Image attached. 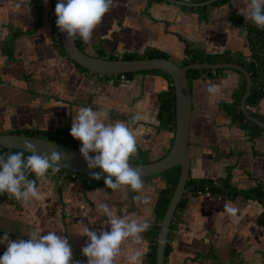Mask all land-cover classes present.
I'll return each instance as SVG.
<instances>
[{
  "label": "crops",
  "instance_id": "obj_1",
  "mask_svg": "<svg viewBox=\"0 0 264 264\" xmlns=\"http://www.w3.org/2000/svg\"><path fill=\"white\" fill-rule=\"evenodd\" d=\"M202 1V0H189ZM264 0L185 5L170 0H83L72 27L98 55L160 49L182 63L185 47L250 55L248 28ZM52 0H0V132L70 127L88 146L153 161L175 128L160 115L173 80L164 69L126 79L79 67L56 44ZM16 32L12 52L4 42ZM243 72L223 68L190 82L188 155L195 177L264 187V131L253 135L223 106ZM245 75V74H244ZM256 112L264 115V97ZM139 158H142L140 160ZM89 179L21 169L0 181V264H149L162 173L88 187ZM263 205L244 194L192 193L176 212L167 264H264Z\"/></svg>",
  "mask_w": 264,
  "mask_h": 264
},
{
  "label": "trees",
  "instance_id": "obj_2",
  "mask_svg": "<svg viewBox=\"0 0 264 264\" xmlns=\"http://www.w3.org/2000/svg\"><path fill=\"white\" fill-rule=\"evenodd\" d=\"M39 1V0H38ZM225 0H216L212 4L220 3ZM60 0H52V7L54 10L58 9ZM83 0H74L73 11L78 10L82 7ZM208 5L199 6L200 8H206ZM248 28L249 40L252 58L248 59V55H232L225 51H214L209 52L203 49L192 46L189 42L186 43L185 52L186 58L181 63V65L187 64L189 62L195 61H233L238 62L246 67L252 77V90L250 95L247 98V108L248 110L260 120H264V115L252 110V105H258L260 100L264 97V3L263 7L259 8L253 18L245 23ZM52 31L54 39L58 47L71 58L69 52L64 46L58 31L57 26V17L54 16L52 19ZM75 39L79 46L84 49L86 41L78 36L73 30ZM16 37V32H14L3 44V50L7 53H11L13 49V42ZM99 56H106L104 51L99 52ZM154 56H165L170 57V55L160 49H147L143 52L137 53H125L122 57L125 58H136V57H154ZM112 58L119 57L118 55H111ZM72 59V58H71ZM79 67L82 69L92 71L87 67L81 65L74 59H72ZM223 68H191L187 72L189 81L201 75L213 76L220 73ZM135 71H126L125 74L127 77H130ZM172 81V76L170 73H167ZM243 78L241 79L239 86L234 92V97L232 101L226 102L223 104L228 113L232 118L237 119L241 122L242 126L247 130H250L253 135L264 131V127L253 122L247 118L246 114L241 109V98L246 89V76L242 74ZM159 115L164 122L171 123L175 128V94L174 86L171 84L170 89L163 94L161 97V106ZM12 132H23L33 135L43 136L52 140L70 144L72 146L90 149L95 152L103 153L105 155L114 156L122 159H130L128 153H121L119 151L107 148L93 147L85 145L81 139L75 135L70 127H65L63 129L56 130H45L37 128L22 127ZM13 169H21L27 179H33L37 173H47L52 176H59V178L72 175L75 173L77 176H82L89 179L88 187H93L100 185L104 182H115L120 179H105L94 176L85 175L83 173L73 171L67 168H64L36 153L25 149L19 148H2L0 149V181L3 178H6L8 172ZM181 172V165H175L167 170L163 171V175L166 178V184L162 187L155 208H154V222L150 228V245L148 251L149 264L156 263V248H157V237L160 229V222L163 219L164 213L167 209L171 196L177 185L179 176ZM141 178V177H140ZM139 179V178H134ZM187 190L184 192L176 212L182 209L187 201V198L192 194H197L199 189H209L212 195L226 194L229 196H235L239 193L246 196L257 199L262 205L263 210L260 214L259 221L264 226V187L261 184L256 185L251 189H237L229 181L228 177L223 178H212V177H195L189 173L186 183ZM1 191V189H0ZM175 215L171 224V228L168 234L166 250H165V263L167 264V256L172 249V239L174 234V224H175ZM2 230L0 229V234Z\"/></svg>",
  "mask_w": 264,
  "mask_h": 264
},
{
  "label": "water",
  "instance_id": "obj_3",
  "mask_svg": "<svg viewBox=\"0 0 264 264\" xmlns=\"http://www.w3.org/2000/svg\"><path fill=\"white\" fill-rule=\"evenodd\" d=\"M185 5H203L216 0H170ZM74 0H60L57 9V26L59 36L72 59L101 74L117 75L126 71L144 69H164L171 74L175 94V131L170 150L161 158L153 161H136L105 155L90 149L80 148L52 140L43 136L23 132H0V149L19 148L36 153L64 168L85 175L105 179H132L162 173L175 165H181V172L171 196L157 237L156 263H165V250L173 217L184 192L190 173L188 145L192 117V97L187 72L191 68H235L242 71L247 80L245 92L241 98V109L247 118L264 127V120L254 116L247 108V98L252 90V77L246 67L233 61H195L181 65L171 57H136L93 55L77 43L72 27Z\"/></svg>",
  "mask_w": 264,
  "mask_h": 264
},
{
  "label": "built area",
  "instance_id": "obj_4",
  "mask_svg": "<svg viewBox=\"0 0 264 264\" xmlns=\"http://www.w3.org/2000/svg\"><path fill=\"white\" fill-rule=\"evenodd\" d=\"M263 3H264V2H263ZM53 15H54V16H57V10H55V11L53 12ZM247 58L250 59V58H252V57L249 55ZM120 76H121V78H123V79H126V78H127L125 72L120 73ZM251 108H252V110L256 111V106H255V105H252ZM72 177H77V175H76L75 173H73V174H72ZM197 194H198V195H201V194H202V195H203V194H205V195H212V194H211V191H210L209 189H199V190L197 191Z\"/></svg>",
  "mask_w": 264,
  "mask_h": 264
},
{
  "label": "rangeland",
  "instance_id": "obj_5",
  "mask_svg": "<svg viewBox=\"0 0 264 264\" xmlns=\"http://www.w3.org/2000/svg\"><path fill=\"white\" fill-rule=\"evenodd\" d=\"M140 160H142V158H139ZM131 160V159H130ZM163 173V172H162Z\"/></svg>",
  "mask_w": 264,
  "mask_h": 264
}]
</instances>
